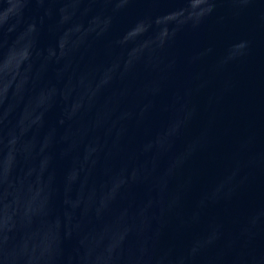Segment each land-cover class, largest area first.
<instances>
[{"label": "water", "instance_id": "1", "mask_svg": "<svg viewBox=\"0 0 264 264\" xmlns=\"http://www.w3.org/2000/svg\"><path fill=\"white\" fill-rule=\"evenodd\" d=\"M0 264H264V0H0Z\"/></svg>", "mask_w": 264, "mask_h": 264}]
</instances>
